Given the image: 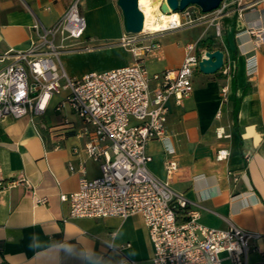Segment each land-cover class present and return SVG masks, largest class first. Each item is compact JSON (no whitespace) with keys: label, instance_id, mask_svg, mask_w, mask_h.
Returning <instances> with one entry per match:
<instances>
[{"label":"crops","instance_id":"obj_1","mask_svg":"<svg viewBox=\"0 0 264 264\" xmlns=\"http://www.w3.org/2000/svg\"><path fill=\"white\" fill-rule=\"evenodd\" d=\"M73 1L0 0V70L30 48L35 21L54 25ZM230 1L219 36L207 24L159 32L141 40L139 44L154 48L136 59L121 43L127 34L116 0H81L84 34L66 41L58 63L70 77L135 60L153 74L177 69L187 46L201 40L206 41L198 53L223 52L225 64L232 67L230 75L198 70L192 77L193 90L181 105L169 99L166 137L147 144V168L185 197L199 212L200 224L214 229L234 225L261 235L250 242L247 253V264H258L264 256V0ZM257 32L261 40L256 46ZM252 56L257 70L250 75ZM59 100L52 97L40 116L0 122V264H153V244L140 215L69 216V205L60 195L77 190L79 166L90 179L99 177L101 170L99 162L87 156L88 127L80 119L68 108L57 111L61 114L56 122L45 118ZM217 129H223L222 137ZM221 150L226 156L219 159ZM168 159L178 165L170 176L164 169ZM11 180L26 181L29 187L24 182L4 187ZM32 191L47 196L48 203L35 204Z\"/></svg>","mask_w":264,"mask_h":264},{"label":"built area","instance_id":"obj_2","mask_svg":"<svg viewBox=\"0 0 264 264\" xmlns=\"http://www.w3.org/2000/svg\"><path fill=\"white\" fill-rule=\"evenodd\" d=\"M80 2L74 0L50 27L35 21L30 48L16 54L0 70V122L26 115L40 116L52 97L59 96L54 109L68 108L88 127L85 150L90 159L99 162L101 170L99 177L90 179L80 165L77 190L60 195L69 205L71 218L140 215L153 244V264H223L225 260L228 264H247L250 242L261 235L234 225L214 229L200 224L199 212L189 207L185 197L153 177L147 168L151 160L146 153L147 144L153 139L164 141L166 137L169 99L174 97L175 103L181 105L193 90L192 77L199 70L201 59L197 52L199 41L187 46L181 65L174 70L150 74L140 60H135L110 70L70 77L58 63V55L65 50L66 41L78 40L84 34L86 21ZM232 4L223 0L209 13H202L195 6L171 12L166 15H173L174 19L158 32L207 24L219 36L221 20ZM154 33L157 32L141 31L137 35L142 38L127 34L121 43L140 59L154 45L139 43ZM260 40L261 34L257 32L256 46ZM231 68L224 62L220 71L230 75ZM256 70V59L252 56L248 59V73L253 75ZM221 92L226 100L227 87H222ZM223 132L217 129L216 134L222 137ZM166 151L173 153L167 147ZM225 156V151L218 152L219 159ZM164 169L168 176L172 175L178 169L177 162L166 160ZM69 170L75 171L74 166L69 165ZM20 182L29 187L22 180L8 181L4 187H14ZM32 193L35 204L48 203L47 196ZM180 216L185 220L180 221ZM258 264H264V256Z\"/></svg>","mask_w":264,"mask_h":264},{"label":"water","instance_id":"obj_3","mask_svg":"<svg viewBox=\"0 0 264 264\" xmlns=\"http://www.w3.org/2000/svg\"><path fill=\"white\" fill-rule=\"evenodd\" d=\"M139 0H116L126 34L136 35L141 33L144 16L139 8ZM159 1V0H158ZM223 0H160L158 9L163 14L182 12L189 6H195L202 13H209L219 7ZM201 59L198 63L199 71L204 74H214L223 66V52L221 50L200 51Z\"/></svg>","mask_w":264,"mask_h":264},{"label":"bare ground","instance_id":"obj_4","mask_svg":"<svg viewBox=\"0 0 264 264\" xmlns=\"http://www.w3.org/2000/svg\"><path fill=\"white\" fill-rule=\"evenodd\" d=\"M138 3L144 16L142 31L158 32L167 28L174 19L173 15H166L159 11L158 0H155V2L154 0H139Z\"/></svg>","mask_w":264,"mask_h":264},{"label":"rangeland","instance_id":"obj_5","mask_svg":"<svg viewBox=\"0 0 264 264\" xmlns=\"http://www.w3.org/2000/svg\"><path fill=\"white\" fill-rule=\"evenodd\" d=\"M160 1V0H159ZM154 2H155V0H154ZM195 9V8H194ZM199 9V8H198ZM191 27H193V26H191ZM183 28H185V26L183 27ZM159 32H157V33H154V34H152V35H149V36H153V35H156V34H158ZM132 36H134V37H136V38H142V36L141 35H132ZM141 62V61H140ZM152 85V84H151ZM54 97H57V96H54ZM60 112H57V111H55L54 110V108L52 107V105L48 108V110L46 111V114H45V118L46 119H50L51 121H53V122H56L57 120H58V118L60 117ZM74 117H76L77 119H79L77 116H75L74 115Z\"/></svg>","mask_w":264,"mask_h":264},{"label":"trees","instance_id":"obj_6","mask_svg":"<svg viewBox=\"0 0 264 264\" xmlns=\"http://www.w3.org/2000/svg\"><path fill=\"white\" fill-rule=\"evenodd\" d=\"M205 41L206 40H201V41L198 42V44H197V51L199 50V48H202L204 46ZM233 115H234V120H236V116H237V106H234ZM179 220L180 221L181 220H185V217L184 216H180L179 217Z\"/></svg>","mask_w":264,"mask_h":264},{"label":"clouds","instance_id":"obj_7","mask_svg":"<svg viewBox=\"0 0 264 264\" xmlns=\"http://www.w3.org/2000/svg\"><path fill=\"white\" fill-rule=\"evenodd\" d=\"M31 246V245H30Z\"/></svg>","mask_w":264,"mask_h":264}]
</instances>
